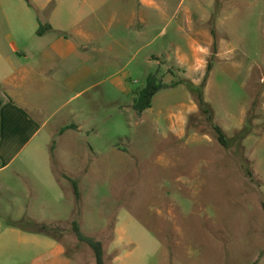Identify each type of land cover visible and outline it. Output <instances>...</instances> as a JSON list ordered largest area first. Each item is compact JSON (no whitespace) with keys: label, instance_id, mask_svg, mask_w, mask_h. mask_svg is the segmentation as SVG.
<instances>
[{"label":"rangeland","instance_id":"374dc122","mask_svg":"<svg viewBox=\"0 0 264 264\" xmlns=\"http://www.w3.org/2000/svg\"><path fill=\"white\" fill-rule=\"evenodd\" d=\"M167 1L176 15L191 8L188 31L206 17L204 26L217 41L225 37L238 50L229 59H211L212 45H201L188 69L178 58L166 68L146 62L149 48L125 41V48L111 44L115 58L97 68L90 83L70 89L62 82L50 97L40 90L48 84H32L37 90L30 101L44 110L28 112L46 123L34 147L13 163L31 195L25 200L19 186L13 196L3 194L0 216L32 230L45 226L63 252L28 264H95L73 220L102 242L105 264H264V0ZM13 10H23L18 0H0V16ZM4 26L0 19L1 34ZM98 36L104 39L103 32ZM180 44L189 50L187 42ZM96 54L97 64L109 59L106 52ZM148 74L166 87L138 114L133 103ZM209 75L204 98L213 123L198 107L183 110L191 99L196 103V89ZM212 124L222 128L227 146L217 141Z\"/></svg>","mask_w":264,"mask_h":264},{"label":"crops","instance_id":"0c3cea01","mask_svg":"<svg viewBox=\"0 0 264 264\" xmlns=\"http://www.w3.org/2000/svg\"><path fill=\"white\" fill-rule=\"evenodd\" d=\"M18 1L23 10L0 16L5 25L4 33L0 32V209L4 208L1 196H13L16 186L22 187L25 200L31 195L28 182L24 181L19 170L13 168V163L34 147L31 143L46 123L28 112L31 107L44 110L42 105L30 101L37 90L32 84H48L40 90L50 97L62 90V82L70 89L75 83H90L94 81L97 68L109 67L115 58L111 44L125 48V41L139 43L140 50L149 48L148 64L167 68L171 60L178 58L179 66L188 69L190 54H195L201 45L210 46L214 41L213 31L204 26L206 17L200 18V27L188 31L185 24L192 22L191 8L181 9L176 15V11H170L167 0ZM39 28L40 34L37 33ZM102 32L104 39L98 36ZM32 36L51 41L30 44ZM182 40L187 42L188 51L180 44ZM216 43L219 44L217 59H229L238 50L225 37ZM96 52H106L109 59L99 60L103 64H97ZM193 83L196 84L197 80ZM209 85L210 75L203 95ZM260 96L261 109L264 110V89ZM183 110L194 112L197 104L191 99ZM185 119L186 116L182 121ZM170 125V131H174V120ZM176 135L182 137L181 133ZM24 198L17 201L19 216L24 210ZM12 221L0 216V264H28L47 253L62 254L63 247L57 236Z\"/></svg>","mask_w":264,"mask_h":264},{"label":"trees","instance_id":"16d2710c","mask_svg":"<svg viewBox=\"0 0 264 264\" xmlns=\"http://www.w3.org/2000/svg\"><path fill=\"white\" fill-rule=\"evenodd\" d=\"M37 33L40 34V28L37 30ZM213 44H212V51H211V59H213L216 56L217 53V43H216V36H214L213 33ZM211 66L212 63L209 61L207 63V71L211 70ZM205 81L203 80L201 87L196 89L195 92V101L198 107V110L205 115L206 120L209 123H213V119H212V115L210 113V109H209V104L205 101L204 99V95H203V87L205 85ZM166 87L163 83L158 82V80L156 79V77L153 74L148 75L147 80H146V84L145 86L139 90V92L136 94L134 103H133V109L138 113L141 114L143 113V111H145L147 108H149L151 106V101L153 96L162 88ZM212 128L215 132V136L217 141L223 145V146H227V139L225 137V134L222 130L221 127H219L218 125L212 124ZM248 175L251 176V173L249 171H247ZM72 186H73V191H74V195L76 197L77 202L80 199V192H79V188L78 185L75 181H72ZM262 207L264 210V202H262ZM79 211H77L78 213ZM72 225V229L77 237V239L81 242L86 243L93 251L94 257H95V264H105L104 262V249H103V244L100 240H96L93 238H90L88 236H86L77 220H73L71 222ZM35 231H41V232H47L46 231V227L45 226H40V228H38Z\"/></svg>","mask_w":264,"mask_h":264}]
</instances>
